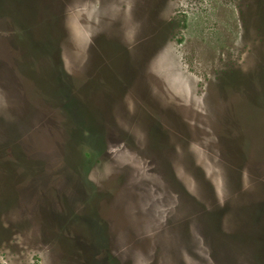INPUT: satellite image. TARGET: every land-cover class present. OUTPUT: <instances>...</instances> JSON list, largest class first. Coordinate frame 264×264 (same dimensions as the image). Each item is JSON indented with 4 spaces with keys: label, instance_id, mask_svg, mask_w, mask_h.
Returning <instances> with one entry per match:
<instances>
[{
    "label": "rangeland",
    "instance_id": "obj_1",
    "mask_svg": "<svg viewBox=\"0 0 264 264\" xmlns=\"http://www.w3.org/2000/svg\"><path fill=\"white\" fill-rule=\"evenodd\" d=\"M107 261L264 264V0H0V264Z\"/></svg>",
    "mask_w": 264,
    "mask_h": 264
},
{
    "label": "flooded vegetation",
    "instance_id": "obj_2",
    "mask_svg": "<svg viewBox=\"0 0 264 264\" xmlns=\"http://www.w3.org/2000/svg\"><path fill=\"white\" fill-rule=\"evenodd\" d=\"M36 56V55H35ZM34 56V57H35ZM32 57H33V55L31 54V53H27L26 52V58L27 59H30V60H32ZM37 57V56H36ZM42 82H40V84H38V82L36 83L37 84V86L39 87V88H41V86L42 85H44V86H46L45 84H41ZM42 89V88H41ZM84 119V118H83ZM86 128H88V127H83V130L85 129L86 130ZM87 131V130H86ZM91 133H97V132H95V131H92ZM83 141H82V144H83V146L84 147H90V148H92V145H93V142L91 141L92 139L86 134V133H83ZM81 142V141H80Z\"/></svg>",
    "mask_w": 264,
    "mask_h": 264
},
{
    "label": "trees",
    "instance_id": "obj_3",
    "mask_svg": "<svg viewBox=\"0 0 264 264\" xmlns=\"http://www.w3.org/2000/svg\"><path fill=\"white\" fill-rule=\"evenodd\" d=\"M74 142V141H73ZM80 143V141H77V143ZM75 146H76V148L77 149H79V146L78 145H76L75 144ZM80 150V149H79ZM84 152V151H83ZM95 153V152H94ZM80 154H82V151H80ZM92 156H93V154H92V152H84V154H83V157H86V159L89 161V160H92ZM82 157V156H81ZM108 259V258H107ZM108 262V261H107ZM116 263H119V262H116ZM107 264H114V262H108Z\"/></svg>",
    "mask_w": 264,
    "mask_h": 264
}]
</instances>
